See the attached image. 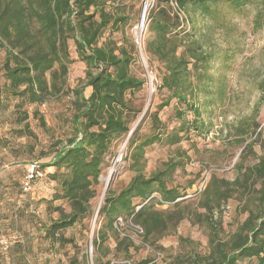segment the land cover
Masks as SVG:
<instances>
[{
	"label": "trees",
	"instance_id": "obj_1",
	"mask_svg": "<svg viewBox=\"0 0 264 264\" xmlns=\"http://www.w3.org/2000/svg\"><path fill=\"white\" fill-rule=\"evenodd\" d=\"M155 1L147 17L148 31L154 36L146 43L145 52L157 63L161 75L159 102L154 111L146 109L141 115L135 101L145 88V80L133 72L137 52L134 42L125 36L131 18L125 13L123 0H0V49L5 52L0 96L18 100L14 107L21 110L23 104L41 105L66 92L71 94L72 112L71 137L48 154L47 163H30L42 173L41 178L31 182L46 178L54 184L52 196L43 201L45 215L13 213L6 235L18 233L22 241L8 249V259L0 247V264H39V254L46 256L42 264H50L64 246L75 244L63 233L90 217L93 187L113 146L125 138L135 175L117 193L109 188L105 192L98 210L102 225L92 240L95 249L108 252L104 244L110 232L131 243L113 230L119 216L131 218L144 230L145 241L153 245H158L169 229L188 219L192 225L197 223L208 230L207 250L192 249L176 256L171 264H264V140L263 152L255 163L244 167L241 158L233 181L213 178L204 185L198 196L201 213L183 208L166 215L156 210V206L170 205L178 209L186 199L187 192L168 185L181 165L168 160L146 177L141 164L146 148L156 143L177 146L189 140L190 132L201 133L207 128L201 121L199 94L201 86L209 83L203 69L210 55L196 39L193 18L198 15L204 19L219 4L239 7L245 0ZM172 3L177 7L174 12ZM178 13H183L185 19L180 21ZM185 23L190 24L187 32ZM118 33L120 39H116ZM75 62L84 65V74L69 89L68 71ZM173 100L176 105H171ZM168 109L179 122L171 129L160 118ZM186 112L193 114L192 120L183 119ZM26 119V114L17 117L19 123ZM148 120L150 131L141 134ZM258 137L260 140L261 134ZM251 145L244 146L242 152L246 154ZM233 196L243 202L242 212L247 216L234 231L222 235L223 208ZM65 204L68 212L63 208ZM215 214L216 221L211 223ZM192 215L194 221L190 220ZM2 232L0 226V243ZM34 240L40 242L37 247ZM22 243L28 246L25 250H21ZM96 259L98 262L99 257ZM69 264L80 263L73 257Z\"/></svg>",
	"mask_w": 264,
	"mask_h": 264
},
{
	"label": "rangeland",
	"instance_id": "obj_2",
	"mask_svg": "<svg viewBox=\"0 0 264 264\" xmlns=\"http://www.w3.org/2000/svg\"><path fill=\"white\" fill-rule=\"evenodd\" d=\"M125 13L131 18V25L125 29V36L134 42L135 28L140 25L144 14V30L141 36L143 61L136 56L133 72L145 80L143 92L136 96L135 105L142 110L154 111L159 102L157 88L161 84V75L157 63L151 61L145 52L146 43L154 36L148 31L147 17L155 8V0H123ZM239 7L222 3L215 7V12L204 19L193 18L196 24V39L202 49L210 55L209 63L203 69L208 84L202 85L199 100L202 111L201 121L207 127L201 133L190 132L189 140L177 146L168 147L156 143L144 151L141 160L142 173L147 177L161 164L168 160L180 163L174 172L170 187L180 192H187L186 199L181 201L180 208L156 206L155 209L166 215H174L179 209L189 212H203L198 208L199 193L210 179L233 181L237 173L235 166L243 160L247 167L257 161L262 154L264 140V0H245ZM172 11L177 10L174 3ZM180 21L185 19L178 13ZM184 30H190L185 23ZM121 33L116 34V39ZM5 52L0 49V86L3 83L1 65ZM84 65L78 62L69 67L67 87L74 88L83 78ZM66 89V88H65ZM68 89H66L67 91ZM204 92V93H202ZM71 94H60L47 99L43 104H23L16 110L18 100H5L0 96V226L3 230L2 240L10 242L18 240V233L6 235L7 224L13 213L27 215H45V199H50L54 184L46 178L29 183L25 190L26 168L32 161L47 163L48 154L64 144L71 137ZM171 105H176L173 100ZM20 115H27L23 123L17 121ZM172 110L160 114L162 121H167L169 129L179 122L172 118ZM140 116V115H139ZM172 118L171 120H168ZM185 121L193 119L191 112H186ZM25 124L27 128H25ZM149 120L142 126L141 134L149 133ZM258 134H261L259 140ZM245 142V143H242ZM127 138L118 141L112 148L106 167L102 170L98 183L94 185V197L90 201V217L63 233L72 238L75 244L64 246L50 264H69L76 257L80 264H171L179 255H185L192 249L205 252L207 250L208 230L197 223L191 224L188 219L182 220L175 229H169L158 245L146 242L145 233L135 235L136 242L121 241L115 233L110 232L104 247L108 252L97 250L92 240L102 225L98 218V210L103 204L105 184L102 180L110 177L109 189L117 193L125 187L135 171L131 169L132 161L127 155ZM252 144L246 154L244 146ZM5 149V150H4ZM46 155V156H44ZM244 155V156H243ZM112 172V173H111ZM111 173V174H110ZM113 174V175H112ZM136 203V201H135ZM65 211L69 206L64 205ZM243 202L233 196L224 206L222 213V235L234 231L245 219L242 212ZM188 209V210H187ZM56 217V215H52ZM217 215H214L215 223ZM194 221L192 215L190 218ZM26 229L28 226L23 223ZM144 232V230H143ZM34 240L32 243L40 244ZM14 245V244H12ZM33 249V245H30ZM32 251V250H31ZM154 252L161 260L154 263ZM39 264L45 255H38ZM97 257L99 261L97 262ZM41 259V261H40Z\"/></svg>",
	"mask_w": 264,
	"mask_h": 264
},
{
	"label": "built area",
	"instance_id": "obj_3",
	"mask_svg": "<svg viewBox=\"0 0 264 264\" xmlns=\"http://www.w3.org/2000/svg\"><path fill=\"white\" fill-rule=\"evenodd\" d=\"M144 30V14L142 16L140 25L135 28V33H134V44L136 47V52L137 56L139 59L143 61V48H142V42H141V36ZM28 173L25 177L26 182H25V190L29 188V183L34 179V178H41L42 173L37 170V166L35 164H31L28 167ZM139 208H137L138 210ZM113 230L120 235L121 237L127 238L128 240L132 242H136L135 235H142L143 229L138 226L134 225L132 222V219L125 220L123 217L119 216L117 217L114 222H113ZM14 242V241H13ZM13 242H10L8 240H2L0 243L1 250L6 253L10 246L12 245ZM161 260V256L159 253L154 252V263L158 262ZM126 263V262H125ZM124 263V264H125ZM27 264H34V263H27ZM111 264H117L111 262Z\"/></svg>",
	"mask_w": 264,
	"mask_h": 264
},
{
	"label": "crops",
	"instance_id": "obj_4",
	"mask_svg": "<svg viewBox=\"0 0 264 264\" xmlns=\"http://www.w3.org/2000/svg\"><path fill=\"white\" fill-rule=\"evenodd\" d=\"M19 241H22V240L20 239V237H19V235H18V240L14 241L12 244L15 245V244H16L17 242H19ZM12 246H13V245H11L10 247L12 248ZM26 247H28V246L25 245V243H24V244L22 243L21 250H25ZM11 248H10V249H11ZM22 252H24V251H22ZM25 254H26V253H25ZM25 256H26V255H25ZM11 257H13V253L11 254ZM4 258H5V259H8V253H6V254L4 255ZM6 264H9V263H6Z\"/></svg>",
	"mask_w": 264,
	"mask_h": 264
},
{
	"label": "bare ground",
	"instance_id": "obj_5",
	"mask_svg": "<svg viewBox=\"0 0 264 264\" xmlns=\"http://www.w3.org/2000/svg\"><path fill=\"white\" fill-rule=\"evenodd\" d=\"M112 173V172H111ZM110 173V174H111ZM113 175V174H112ZM110 177H111V175H109V176H107L106 178H103L102 180L104 181V184H105V187L107 186V184L110 182L109 180H110ZM105 189V188H104ZM104 194H105V191H104Z\"/></svg>",
	"mask_w": 264,
	"mask_h": 264
},
{
	"label": "water",
	"instance_id": "obj_6",
	"mask_svg": "<svg viewBox=\"0 0 264 264\" xmlns=\"http://www.w3.org/2000/svg\"><path fill=\"white\" fill-rule=\"evenodd\" d=\"M132 132H133V130L131 131V133H132ZM131 133H130V134H131ZM110 184H111V183L109 182V183L107 184V186L105 187V189H104L105 192H106L107 189L110 187Z\"/></svg>",
	"mask_w": 264,
	"mask_h": 264
}]
</instances>
